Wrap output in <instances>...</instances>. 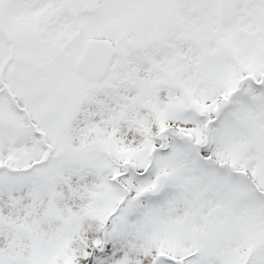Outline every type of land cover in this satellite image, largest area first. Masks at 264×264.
<instances>
[{"label": "snow or ice", "instance_id": "obj_1", "mask_svg": "<svg viewBox=\"0 0 264 264\" xmlns=\"http://www.w3.org/2000/svg\"><path fill=\"white\" fill-rule=\"evenodd\" d=\"M0 264H264V0H0Z\"/></svg>", "mask_w": 264, "mask_h": 264}]
</instances>
